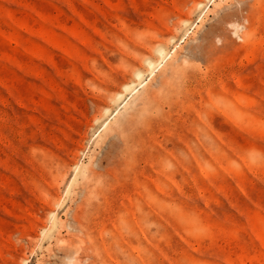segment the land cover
I'll return each instance as SVG.
<instances>
[{"label":"rangeland","instance_id":"1","mask_svg":"<svg viewBox=\"0 0 264 264\" xmlns=\"http://www.w3.org/2000/svg\"><path fill=\"white\" fill-rule=\"evenodd\" d=\"M0 264H264V0H0Z\"/></svg>","mask_w":264,"mask_h":264}]
</instances>
